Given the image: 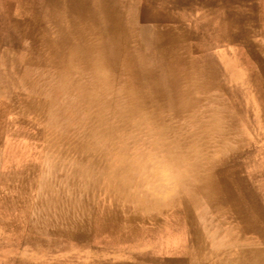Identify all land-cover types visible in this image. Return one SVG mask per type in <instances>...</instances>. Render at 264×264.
I'll list each match as a JSON object with an SVG mask.
<instances>
[{"label":"rangeland","instance_id":"374dc122","mask_svg":"<svg viewBox=\"0 0 264 264\" xmlns=\"http://www.w3.org/2000/svg\"><path fill=\"white\" fill-rule=\"evenodd\" d=\"M147 1L115 3L195 31L180 40L197 75L162 83L156 60L66 69L46 49L34 65L33 11L50 41L69 16L0 0V264H192L197 228L201 264H264V0ZM140 65L150 71L137 78ZM216 170L221 195L253 220L240 237L234 216L202 225L214 214L196 189ZM189 198L195 223L183 217Z\"/></svg>","mask_w":264,"mask_h":264},{"label":"bare ground","instance_id":"6f19581e","mask_svg":"<svg viewBox=\"0 0 264 264\" xmlns=\"http://www.w3.org/2000/svg\"><path fill=\"white\" fill-rule=\"evenodd\" d=\"M45 1L48 4L47 7L50 9L45 14L56 20V22H59V17L61 18L64 12V14L69 16V26L65 29L62 26L56 25L59 31L58 36L56 40L50 41L44 31L38 29L40 24H37L36 21L39 14L33 11L35 24H28L29 28L24 31V35L29 37L33 41L32 43L42 50L33 52L30 62L34 65L41 63V53L46 49V51H49V56H47L48 63H58L56 59L61 57V61L63 62L62 67L66 69L71 68L73 63L78 62L81 67L105 65L109 70H114L117 66L123 64L125 69L135 70L134 62L136 61H140L143 64L150 60H156L159 62L161 74L163 75L162 83H168L169 81L174 83L175 79L177 81L185 77H193L198 73L195 66L196 61L190 60L192 62H189L185 57V54L189 52V45L181 43L180 40V38L188 37L187 35L195 32L193 31L192 33L188 27L186 32L176 34L174 25L166 23L167 18H159L151 22L150 20H139L135 14L138 10L134 12L132 7H126V10H121L118 6L119 4L115 3V0ZM147 7L149 6L147 5ZM37 13H39L38 10ZM127 23L130 29L134 31L132 35L135 37L137 48L140 51L139 56H134L130 53L126 34ZM104 36L107 37L106 41ZM34 44L33 46H35ZM96 50H100V52L102 50V53L98 56L92 55ZM145 51L147 52L145 53ZM140 68L136 69L137 78L145 77L150 71V68H147L145 65H140ZM181 70H185V73L180 74ZM176 91L179 92V89H176ZM221 173L218 170L209 171L206 174L205 180L196 189L205 198L206 205L214 214L213 220L207 217L203 218L202 216L201 222L204 219V223L202 222L204 226L215 225L217 223L221 225V223L226 224L225 220L228 216H234L235 225L243 222L240 226H237L238 232L236 235L240 237L253 228V220L251 219L249 210L244 207V200H237L231 195H226L225 197L221 195V191L228 194L226 186H222L221 180H224L221 179ZM248 197L250 198V206H254L258 210L259 207L256 205H258L257 202L259 201L257 200L255 203L256 199L253 194L249 193ZM180 203L182 205L183 217L191 218L189 222L195 223L196 219L191 216V206L194 205L195 201L189 198L180 201ZM230 206L234 208L233 213H229V210L226 209ZM230 225L232 223H228V226ZM194 234L195 238L193 235L191 254L196 256V258L191 263L201 264L198 258L203 257L202 252L205 250L202 243V234L198 228L195 229Z\"/></svg>","mask_w":264,"mask_h":264}]
</instances>
